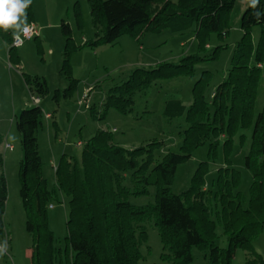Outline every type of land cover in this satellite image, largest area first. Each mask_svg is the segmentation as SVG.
I'll return each mask as SVG.
<instances>
[{"label":"trees","instance_id":"trees-1","mask_svg":"<svg viewBox=\"0 0 264 264\" xmlns=\"http://www.w3.org/2000/svg\"><path fill=\"white\" fill-rule=\"evenodd\" d=\"M96 33L93 39L84 40L83 46L93 48L114 44L125 35L139 39L145 33H161L165 29L184 32L194 25L198 33L221 31L235 0H88ZM262 15L257 19V9L250 5L245 10L241 27L243 37L237 43L227 78L214 93L218 113L224 110L230 115L231 125L251 119L256 98L262 60L264 58V0L257 6ZM261 26L260 40L254 48L252 28ZM65 36V53L62 71L71 79L69 55L80 45L72 42V27L67 20L61 21ZM0 36L13 41L11 32L0 30ZM38 37V36H36ZM14 45L9 49L12 54ZM199 60L198 55L184 56L179 63H163L154 69H136L129 79L110 89L106 106L116 107L126 113L132 104L134 93L151 85L156 80L172 79L191 75ZM24 75V74H23ZM26 84L35 86L44 94L47 84L40 76L24 75ZM194 100L187 107L180 99L166 102L167 117L182 116L187 112L190 126L185 130L184 144L180 152H169L161 162L152 166L153 145L133 151L115 145L107 131L98 132L83 151V174L80 169L62 157L56 170L59 189L69 199L67 260L69 264H142L141 245L147 231L143 223L154 222L159 229L165 259L173 264H189L193 261L192 249L201 246L208 250L211 264H231L238 248H245L249 257L245 264H264V255L257 252L253 240L264 226V106L257 114L252 131L249 153L245 165L251 171L250 204L244 208L237 202L231 183L237 184L238 174L225 179L229 173L220 174V190L208 193L202 186L205 166H200L190 187L181 194L171 192V184L177 166L191 157L193 145L201 143L206 130L212 128L202 121L208 114V102L194 87ZM229 99L231 104H227ZM43 110L40 106L24 108L15 116L21 134L23 158L20 161V195L27 214V230L34 237L32 258L36 264H52L54 236L48 226L47 210L56 189H50L43 175V161L39 150L38 131L42 124ZM4 136L0 133V148ZM146 154V159L135 173V193L148 192L156 187V202L136 206L129 202L131 190L124 185L118 171L136 167L137 157ZM222 205L221 221L227 236V247L215 241V221L212 199ZM8 199V183L4 173V156L0 149V264L5 259L4 211Z\"/></svg>","mask_w":264,"mask_h":264},{"label":"rangeland","instance_id":"rangeland-1","mask_svg":"<svg viewBox=\"0 0 264 264\" xmlns=\"http://www.w3.org/2000/svg\"><path fill=\"white\" fill-rule=\"evenodd\" d=\"M177 1V0H174ZM249 0H235L227 18V25L221 31H202L197 26L184 32L165 29L161 33L147 32L140 39L125 34L114 44H103L93 48L83 46L84 40L93 39L96 33L88 0H32L27 9L28 24L39 27L38 37L26 39L9 49L13 42L0 36V65L2 70L0 90L7 87V104L3 107L11 113L5 124L1 152L4 156V173L8 183V199L4 211L5 259L2 264H36L32 258L34 237L27 230V214L20 195V161L23 158L21 134L15 123V116L24 108L40 106L43 110L42 124L38 131L39 150L43 161V175L50 189L57 194L48 207V226L54 236L52 264H69L67 260L69 199L57 184L56 170L63 156L70 159L83 174V151L87 143L100 131H107L115 145L128 152L146 147L152 142V166L161 162L169 152H180L184 144L185 130L190 123L187 112L182 116L167 117L165 104L170 99H180L190 107L194 100V87L208 102V114L202 124L206 130L201 143L193 145L191 157L179 164L171 184V192L181 194L186 191L200 166H205L202 175L204 190L213 193L220 190V174H238L237 184H232L237 202L246 208L250 204L253 176L245 165L249 153L252 131L257 114L264 106V58L257 87L255 107L248 123L243 120L231 125L230 115L224 110L217 112L214 93L227 78L237 43L243 37L241 21ZM65 19L72 27V42L80 45L69 55V79L62 71L66 39L61 21ZM252 41L256 48L261 26L252 28ZM184 43V44H182ZM198 55L199 60L191 75L172 79L156 80L151 85L137 90L132 104L123 113L116 107L106 106V96L110 89L126 82L136 69H154L163 63H179L187 55ZM40 76L46 81L47 90L39 93L35 86L26 84L24 75ZM15 89V101L11 99V83ZM89 91L88 101H79ZM1 93V92H0ZM32 93L40 96L41 102H33ZM227 104H231L229 99ZM14 109V111H13ZM50 113L52 116L47 117ZM12 120V121H11ZM11 132V133H10ZM8 133L10 137L8 138ZM6 143L13 144L9 149ZM146 159V154L137 157L136 167L118 171L124 185L131 190L129 202L144 206L156 202V187L149 186L148 192L135 193V173ZM215 221V241L220 247H227V236L221 221L222 205L212 199ZM147 237L141 245L142 264H173L165 259L163 243L157 226L151 220L143 223ZM257 252L264 255V226L253 240ZM193 261L189 264H211L209 252L201 246L192 249ZM249 252L238 248L231 264H245ZM47 264V263H46Z\"/></svg>","mask_w":264,"mask_h":264},{"label":"clouds","instance_id":"clouds-1","mask_svg":"<svg viewBox=\"0 0 264 264\" xmlns=\"http://www.w3.org/2000/svg\"><path fill=\"white\" fill-rule=\"evenodd\" d=\"M32 0H0V30L11 32L13 39L26 35L29 30L27 9ZM259 0H249V5L257 9L254 17L259 19L262 13L257 8Z\"/></svg>","mask_w":264,"mask_h":264},{"label":"crops","instance_id":"crops-1","mask_svg":"<svg viewBox=\"0 0 264 264\" xmlns=\"http://www.w3.org/2000/svg\"><path fill=\"white\" fill-rule=\"evenodd\" d=\"M172 1H174V0H172ZM182 44H184V43H182ZM2 70H6V65H5V63L3 64V61H2V65H0V77L1 78H3ZM0 92H1L0 93V133H3L4 130L6 129L5 124L7 123L8 119H11V113L12 112L9 113L8 110L4 109V107H3V105L5 106L7 104V97H6V95L8 94L7 87L2 88L0 90ZM9 101L12 104H13V101H15V89L13 86V82L11 83V99L10 100L8 99V103H9ZM2 103H4V104L2 105ZM13 111H14V109H13ZM10 133H8V138L11 135ZM7 144H10V143H6V146H7ZM10 145L13 146V144H10Z\"/></svg>","mask_w":264,"mask_h":264},{"label":"built area","instance_id":"built-area-1","mask_svg":"<svg viewBox=\"0 0 264 264\" xmlns=\"http://www.w3.org/2000/svg\"><path fill=\"white\" fill-rule=\"evenodd\" d=\"M38 35H39V27L37 25H35V24H31V25H29V30H28L26 35H23V36H21L19 38L13 39L12 42H13V45L15 47H19V46H21L24 43V41L26 39H29V38H32V37H36ZM88 92L89 91H86L84 93L83 97H82V100L79 101L81 104H83L85 101H88V98H89ZM31 98H32L33 102L36 103V104H39L41 102L40 96L35 95L34 93H32ZM46 116L47 117H51L52 115L47 113ZM7 147L10 148V149L13 148V146L10 145V144H7Z\"/></svg>","mask_w":264,"mask_h":264}]
</instances>
